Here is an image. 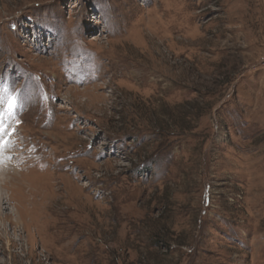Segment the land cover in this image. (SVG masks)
<instances>
[{"label": "rangeland", "instance_id": "obj_1", "mask_svg": "<svg viewBox=\"0 0 264 264\" xmlns=\"http://www.w3.org/2000/svg\"><path fill=\"white\" fill-rule=\"evenodd\" d=\"M9 97L0 264H264V0H0Z\"/></svg>", "mask_w": 264, "mask_h": 264}, {"label": "bare ground", "instance_id": "obj_2", "mask_svg": "<svg viewBox=\"0 0 264 264\" xmlns=\"http://www.w3.org/2000/svg\"><path fill=\"white\" fill-rule=\"evenodd\" d=\"M2 100H4V99H2ZM13 109H14V105H13V107H12ZM11 117H12V111L10 110H8V104H7V101H4V102H2L1 100H0V127H2L3 129H4V127L6 126V124H7V122L11 119ZM4 131H6L5 129H4ZM4 135H5V132L2 134V135H0V141H3L2 139V137H4ZM5 137H6V135H5ZM7 138V140H8V137H6ZM6 141V140H5ZM4 141V142H5ZM9 141V140H8ZM0 145H2V144H0ZM10 146H11V144H10ZM9 146V147H10ZM4 148L7 150V148H8V144L7 145H5L4 144ZM4 149V150H5ZM1 150V149H0ZM3 150V151H4ZM4 158H5V155H4ZM19 158V157H18ZM5 161V163H2L1 161H0V181H1V184H0V219L2 218V216H1V211H2V209H3V207H4V197H3V194H2V189H3V182H4V176L7 174V170H9V171H11V170H13V172L14 171H17L18 169L17 168H15L16 167V165L13 163V162H9L8 161V159H5L4 160ZM10 163V164H9ZM5 164L7 165V166H5ZM5 167H7V169H5ZM6 172V174H4ZM12 172V173H13ZM6 177V176H5ZM8 177V176H7ZM8 184V183H7ZM6 189V188H5ZM34 193H35V191H33ZM9 202V201H8ZM45 213V212H44ZM54 213V212H53ZM3 214V213H2ZM20 218H21V216H20Z\"/></svg>", "mask_w": 264, "mask_h": 264}, {"label": "snow or ice", "instance_id": "obj_3", "mask_svg": "<svg viewBox=\"0 0 264 264\" xmlns=\"http://www.w3.org/2000/svg\"><path fill=\"white\" fill-rule=\"evenodd\" d=\"M8 110L10 111L13 107V98L12 97H9L8 98ZM4 133V129L2 127H0V135H2ZM5 143L4 141H0V144H3Z\"/></svg>", "mask_w": 264, "mask_h": 264}]
</instances>
